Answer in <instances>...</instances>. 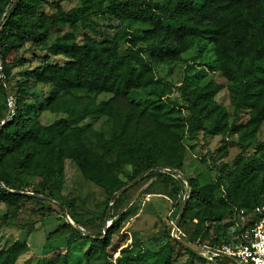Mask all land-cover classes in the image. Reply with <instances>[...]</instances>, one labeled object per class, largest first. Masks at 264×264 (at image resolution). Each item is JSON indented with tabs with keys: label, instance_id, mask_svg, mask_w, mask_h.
Here are the masks:
<instances>
[{
	"label": "rangeland",
	"instance_id": "1",
	"mask_svg": "<svg viewBox=\"0 0 264 264\" xmlns=\"http://www.w3.org/2000/svg\"><path fill=\"white\" fill-rule=\"evenodd\" d=\"M110 1L43 0L41 9L46 15L58 11L69 14L55 35L76 47L91 45L86 54L90 67L88 71L83 67V55L79 49L58 56L46 57V54L38 53L39 59L33 60L32 64L13 70L9 88L14 91L15 83L22 79V72L36 66L42 69L35 79L34 89L30 91L34 96L29 102L37 108L48 98L56 82L65 89L78 86L79 98L94 103L96 108L70 119L71 125L79 128L89 147L100 152L99 135L112 142L113 149L105 159L121 165L115 173L127 185L139 179L121 193L120 202L112 208L108 195L90 184L74 162L65 160L63 177L56 190L57 201L64 204L62 210L50 196L35 193L37 181L34 178L10 171L5 157L0 164L1 169L9 175V183L22 190L10 192L34 194L30 195L34 199H25L16 205L0 202V252L22 246L23 252L14 264H208L202 255L203 250L194 252L195 255L178 244L172 234L175 232L179 238L202 247H237L240 245L238 230L247 217L243 220L236 210L256 197L264 200V121L253 131L247 126L250 109L235 112L229 90L233 81L220 65L221 60L230 61L234 54L247 55L254 50L251 29L260 18L261 11L250 8L245 1L232 3L227 18L208 24L211 28L220 29L217 35L201 39L200 28L204 23L193 25L189 37L194 36L196 40L190 46L186 41L187 35L172 30L180 27L174 21L162 19V24L169 26L167 30L162 24L118 18L99 11ZM149 1L167 4L170 0ZM123 31L128 32L126 43L142 50L147 66L137 72L139 76L131 84L124 105H117L114 101L117 71L111 69L110 47L112 38ZM166 34L168 40L165 39ZM55 40L53 35L47 43L34 47L46 48ZM162 41L174 52L162 56L152 54L151 46ZM145 77L152 80L151 85L144 86ZM209 83L221 86L215 100L227 112L226 129L216 136L206 130L194 131L183 96L184 88L196 94ZM13 100L12 91L10 95L0 92V123L11 119ZM124 106L136 113L144 106L156 107V111L168 119L171 132L159 140L155 162L166 164L182 153V178L171 168L157 167L134 180L130 179L145 156L137 152L127 154L125 144L133 140L132 147L136 149L142 142L146 145L149 139L146 126L139 132L127 129L122 113ZM200 115L205 119L206 128H210L212 115H207L206 111H201ZM32 117L48 125L66 115L38 110ZM142 137L146 139L143 141ZM172 172L174 176L169 175ZM190 178L212 186L211 206L190 199L187 182ZM185 200L188 208L175 228ZM65 212L75 222L71 225L79 228L88 240L74 238L75 233L66 225ZM125 213L127 215L120 221ZM117 220L119 225L104 233L105 228H110ZM93 238L96 242H92ZM91 245L96 250L87 254Z\"/></svg>",
	"mask_w": 264,
	"mask_h": 264
},
{
	"label": "trees",
	"instance_id": "2",
	"mask_svg": "<svg viewBox=\"0 0 264 264\" xmlns=\"http://www.w3.org/2000/svg\"><path fill=\"white\" fill-rule=\"evenodd\" d=\"M42 1L0 0V92L6 93L4 81L10 87L13 70L32 64L33 60L39 59L36 56L38 53H44L46 57L58 56L79 49L83 55V67L87 71L90 67L86 60V54L92 48L90 44L76 47L75 44L66 42L63 37L55 35L56 30L67 21L69 14L58 11L46 15L41 9ZM242 1L247 2L250 8L261 11L260 18L251 29V36L255 43L254 50L247 55L234 54L230 61L221 60L220 65L233 81L229 90L233 98L235 112L239 113L246 108L250 109L247 126L256 131L264 121V0H170L167 4L153 3L149 0H111L99 11H105L118 18L129 17L137 21L154 24H162L164 18L167 21H174L179 23L180 27H174L172 30L180 35H187L186 41L188 45L192 46L196 40L194 36L189 37L193 31V25L204 23V26L200 28V38H211L213 35H217L220 29L211 28L208 24L227 18L230 4ZM162 26L167 30L169 29L168 24L166 26L162 24ZM53 35L56 40L50 46L46 48L34 47L47 43ZM126 39H128V32L123 31L119 36L112 38L110 47L111 69L117 71L114 86V101L117 105H124L131 84L139 76H137V72L147 66L142 50L140 48L134 49L128 45ZM165 39H169L168 34H166ZM29 44L30 46H27ZM150 50L152 54L157 56L174 52L170 45L165 44L164 41L152 45ZM108 63L110 62L108 61ZM41 69L40 66H36L23 71L22 79L17 80L14 91L11 90L14 99L13 115L9 121L0 123L1 126L5 122L0 129V164L6 157V166L10 171L16 175L27 174L37 181L35 184L37 195H48L53 201L58 202L57 183L63 177L65 160H70L78 166L90 184L108 195L110 205L118 196L116 202L111 206L114 208L122 196L118 193L127 185V182L115 173L121 168V165L119 163L113 164L105 159L106 155L111 153L113 143L105 141L99 135L98 141L101 152L93 149L84 142L79 128L73 127L70 123V119L73 117L93 111L96 108L95 104L79 98L77 95L80 91L78 86L65 89L59 82H56L48 98L37 108L35 104L29 102V99L34 96L30 91L34 89L35 79L40 75ZM151 83L150 78H144V86H149ZM188 85L186 84V86ZM220 89V85L216 86L212 83L200 88L196 94H193L188 88H184L183 96L187 102L186 112L195 132L206 130L210 135L216 136L225 131L227 112L215 100ZM204 104L209 107L202 106ZM38 110L54 115L62 114L66 117L56 119L51 124L43 125L37 117H32V114ZM201 111H206L207 115H212L210 117L213 123L210 128H206L205 119H202L200 115ZM122 113L126 119L128 130L132 129L134 132H139L141 128L146 126V136L149 139H147L146 145L142 142L136 149L132 147L133 140L131 143L125 144L127 154L131 155L132 152H137L145 156L140 168L134 175L130 176L131 180L157 167L171 168L173 171L182 172V153L172 162L166 164L155 162L159 140L168 137L171 132L168 119L163 118L156 111V107L144 106L139 113H136L128 106H124ZM143 139L146 137H142ZM1 168L0 166V182L8 190L0 186V202L16 205L22 200L34 199L25 194L10 192V190L17 192L22 190L20 187L9 183L7 179L9 175ZM169 175L174 176L175 173L172 172ZM187 182L192 201L207 206L212 205L213 188L211 185L203 184L200 180L191 178ZM263 203L264 200H259L256 197L252 202L245 206H239L236 210L237 213H240L241 210H245L247 213L245 224L238 230L239 242H241L243 234L251 229L256 220V216L252 214L253 209ZM59 204L64 210V204ZM126 215V213L122 214L120 221ZM72 221L74 222L73 219ZM66 225L73 230L76 240H88V237L84 236L79 228H74L68 222ZM118 225L119 220L113 222L108 231L110 232ZM92 242H96V239L93 238ZM71 243H73L72 240ZM103 243L106 245L107 242L104 241ZM178 244L180 243L178 242ZM91 250H96L95 246L91 245L87 254ZM21 252H23L22 246H14L6 252H0V264H14ZM200 259L202 258L200 257ZM219 264L236 263L230 259H224Z\"/></svg>",
	"mask_w": 264,
	"mask_h": 264
},
{
	"label": "built area",
	"instance_id": "3",
	"mask_svg": "<svg viewBox=\"0 0 264 264\" xmlns=\"http://www.w3.org/2000/svg\"><path fill=\"white\" fill-rule=\"evenodd\" d=\"M252 214L256 220L251 229L243 234L239 246H225L222 249L200 246L208 264H219L224 259L236 264H264V203L254 208ZM240 216L244 220L246 211L241 210Z\"/></svg>",
	"mask_w": 264,
	"mask_h": 264
},
{
	"label": "water",
	"instance_id": "4",
	"mask_svg": "<svg viewBox=\"0 0 264 264\" xmlns=\"http://www.w3.org/2000/svg\"><path fill=\"white\" fill-rule=\"evenodd\" d=\"M4 85H5V88H6V92H7V94L10 95V94H11V91H10L9 85H8L5 81H4ZM4 124H5V122L2 123L1 127H2ZM0 129H1V128H0ZM176 173L182 178L183 175H182L181 172L176 171ZM138 179H139V178L135 179L131 184H129V185L125 186L123 189H121V190L119 191L118 195L121 194V193H123V192H126L129 188H131V186H132L133 184H135V183L137 182ZM0 186H2L5 190H8L6 187H4V185H3L1 182H0ZM188 186H189V185H188ZM26 195L34 196V194H30V193H26ZM117 198H118V196L114 199V201H113V203L110 205V207L116 202ZM186 205H187V201L185 200V201L183 202V204H182L180 214H179V216H178V218H177V220H176L175 228L178 227V224H179L180 220H181L182 217H183V214H184V212H185ZM65 215H66V219H67V221H68L70 224L74 225L73 222L70 220L69 215H68L66 212H65ZM108 228H109L108 226L105 228L104 233H107ZM172 236H173V238H174L177 242H179V243L182 244L183 246L187 247V248L190 249L191 251H193V252H195V253H199V252H201L202 248H201L200 246H198V245H194V244H192V243H190V242H188V241H186V240H184V239H182V238H179V237L176 235L175 232L172 234Z\"/></svg>",
	"mask_w": 264,
	"mask_h": 264
}]
</instances>
